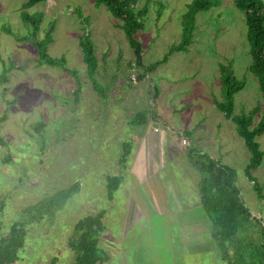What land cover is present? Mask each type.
I'll return each mask as SVG.
<instances>
[{
	"label": "rangeland",
	"instance_id": "1",
	"mask_svg": "<svg viewBox=\"0 0 264 264\" xmlns=\"http://www.w3.org/2000/svg\"><path fill=\"white\" fill-rule=\"evenodd\" d=\"M22 2L0 0V235L24 217V207L62 189L69 196L53 215L24 224L12 264H71L74 222L99 211L97 245L106 264H228L210 237L193 161L204 155L231 167L243 204L259 219L253 225L264 228V157L250 170L254 179H247L249 152L213 104L221 99L219 64H230L244 81L233 95V113L259 101L247 71L243 15L233 0L195 13L185 51L170 52L190 0H137L135 8L146 10L134 34L137 54L120 21L94 0H43L25 9L40 13L37 36L48 32L47 53L62 56L76 77L63 66L37 64L35 47L13 37L25 30ZM82 35L91 41L96 88L80 49ZM256 141L264 151V130ZM106 175L119 177L110 197ZM165 177L176 185L172 192ZM154 186L153 197L166 192L170 202L149 205ZM252 228L245 241L255 237Z\"/></svg>",
	"mask_w": 264,
	"mask_h": 264
},
{
	"label": "trees",
	"instance_id": "2",
	"mask_svg": "<svg viewBox=\"0 0 264 264\" xmlns=\"http://www.w3.org/2000/svg\"><path fill=\"white\" fill-rule=\"evenodd\" d=\"M40 1L43 0H23L20 5L19 18L25 30L21 35L15 33L12 35L17 41L26 40L35 47L37 64L64 67L62 56L53 57L46 51L50 42L48 32L45 31L41 37L37 36L41 21L40 13L25 10ZM94 3L103 5L114 18L120 21V29L137 54L139 44L134 34L143 28L141 17L146 12L145 7L136 9L137 0H94ZM219 3L220 0H190L180 21L182 32L180 41L170 45L168 52L185 51V46L190 41L194 14L208 10ZM233 5L243 15L244 40L249 56L247 71L256 79L259 101L247 112L233 113V95L243 87L244 81L233 75L230 64H219L218 80L221 99H213V104L234 123L235 132L242 138L249 152L243 174L247 179L253 180L250 170L255 169L264 157V151L259 148L256 141V136L264 130V1L233 0ZM3 28L8 30L7 27L3 26ZM79 45L87 74L92 81V86L96 88L93 79L95 57L92 53L91 41L87 36L82 35ZM64 70L74 77L77 76L74 69L64 67ZM96 90L99 91L98 88ZM255 113L259 116L252 124V117ZM41 126L38 122L33 125V128L38 131ZM127 153L121 155L120 162L125 161ZM206 158L207 160H204ZM206 158L204 155L198 156V159H194L193 165L197 172H200L199 188H197L203 212L210 221L211 239L219 248L221 257L227 259L228 264H264V228L260 225H253L252 220L259 223V219H254L243 204L235 182L234 170L210 157ZM118 184V176L106 175L104 192L107 197L112 195ZM253 188L260 195L258 185L254 183ZM68 194V190H59L21 210L24 217L10 223L6 235H0V264H12L16 259V251L23 246L24 242V224L53 215L55 209L61 206ZM101 217L102 212L99 211L96 214L84 215L74 222L73 239L68 241L74 252L71 264H106L107 254L97 245L98 232L102 228ZM250 225L256 228V234L250 241H245L246 231Z\"/></svg>",
	"mask_w": 264,
	"mask_h": 264
},
{
	"label": "crops",
	"instance_id": "3",
	"mask_svg": "<svg viewBox=\"0 0 264 264\" xmlns=\"http://www.w3.org/2000/svg\"><path fill=\"white\" fill-rule=\"evenodd\" d=\"M152 131H153V129H152ZM157 131V130H156ZM155 134V133H154ZM156 139H157V141H158V135H156ZM159 143V142H158ZM163 145H165V143L164 142H161ZM211 158V157H210ZM191 166V165H190ZM158 170V169H157ZM156 170V171H157ZM158 173H161V171H159ZM151 174H153V173H151ZM155 175V174H154ZM165 180L163 181V183H165V185H166V187H170V189H171V191L170 192H172V189H174L175 187H176V185H174V187L172 186L171 187V185L169 184L170 183V181H169V179H168V177H165L164 178ZM145 181H150L149 179H144V182ZM158 182V181H157ZM156 182V183H157ZM156 185V184H155ZM164 186V185H163ZM155 189H156V191H158L157 190V188H155V186L149 191L150 193V199H151V201H149V205H150V203H154V202H157L158 204H160L161 206L167 201V202H170V201H168L167 199H166V201H164V198L166 197V192L164 193V192H162V191H160V193L163 195L162 197H161V195H160V197H153V193H154V191H155ZM176 193V192H175ZM171 195V194H170ZM172 195H173V197L174 196H176L174 193H172ZM163 198V199H162ZM176 202V201H175ZM177 203H179V202H177ZM197 204V203H196Z\"/></svg>",
	"mask_w": 264,
	"mask_h": 264
},
{
	"label": "built area",
	"instance_id": "4",
	"mask_svg": "<svg viewBox=\"0 0 264 264\" xmlns=\"http://www.w3.org/2000/svg\"><path fill=\"white\" fill-rule=\"evenodd\" d=\"M154 130H156V128H154Z\"/></svg>",
	"mask_w": 264,
	"mask_h": 264
}]
</instances>
